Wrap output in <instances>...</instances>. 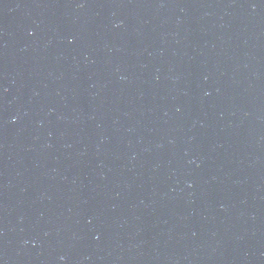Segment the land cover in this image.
I'll return each mask as SVG.
<instances>
[{
	"label": "water",
	"instance_id": "95a60500",
	"mask_svg": "<svg viewBox=\"0 0 264 264\" xmlns=\"http://www.w3.org/2000/svg\"><path fill=\"white\" fill-rule=\"evenodd\" d=\"M0 264H264V0H0Z\"/></svg>",
	"mask_w": 264,
	"mask_h": 264
}]
</instances>
